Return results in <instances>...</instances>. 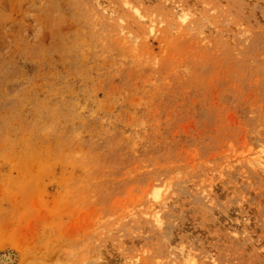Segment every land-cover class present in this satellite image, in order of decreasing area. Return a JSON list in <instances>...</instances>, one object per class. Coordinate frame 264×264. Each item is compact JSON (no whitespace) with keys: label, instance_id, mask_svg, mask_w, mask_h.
I'll return each instance as SVG.
<instances>
[{"label":"rangeland","instance_id":"obj_1","mask_svg":"<svg viewBox=\"0 0 264 264\" xmlns=\"http://www.w3.org/2000/svg\"><path fill=\"white\" fill-rule=\"evenodd\" d=\"M0 264H264V0H0Z\"/></svg>","mask_w":264,"mask_h":264}]
</instances>
